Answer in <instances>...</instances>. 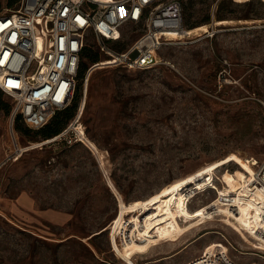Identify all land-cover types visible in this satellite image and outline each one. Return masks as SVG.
<instances>
[{
  "label": "rangeland",
  "instance_id": "374dc122",
  "mask_svg": "<svg viewBox=\"0 0 264 264\" xmlns=\"http://www.w3.org/2000/svg\"><path fill=\"white\" fill-rule=\"evenodd\" d=\"M183 6L185 27L255 21L177 38L146 69L107 66L90 33L101 60L82 59V141L18 127L0 90V264H181L215 241L264 264V0ZM135 36L126 26L112 46Z\"/></svg>",
  "mask_w": 264,
  "mask_h": 264
},
{
  "label": "built area",
  "instance_id": "2783aa9c",
  "mask_svg": "<svg viewBox=\"0 0 264 264\" xmlns=\"http://www.w3.org/2000/svg\"><path fill=\"white\" fill-rule=\"evenodd\" d=\"M126 26L135 38L124 49L112 46ZM184 31L183 0H20L0 14V88L13 99L12 120L20 115L27 126L40 128L72 104L90 33L107 60L117 61L107 66L146 69L157 65L160 50ZM81 110L55 137L72 131L74 140L82 141ZM256 175L264 189V159ZM255 262H240L225 246L214 245L181 264Z\"/></svg>",
  "mask_w": 264,
  "mask_h": 264
},
{
  "label": "trees",
  "instance_id": "16d2710c",
  "mask_svg": "<svg viewBox=\"0 0 264 264\" xmlns=\"http://www.w3.org/2000/svg\"><path fill=\"white\" fill-rule=\"evenodd\" d=\"M15 1H18V0H11L10 3H13ZM87 49H88V45H86L84 48L83 57H84V55L88 54L89 57L91 58V60H93V63L101 60V59H99L97 52L89 53V51ZM121 49H124V48H121ZM89 67L87 65L83 66V62H82V66H81V70H80V77H82V79H83V76L85 78L86 72L88 71ZM0 90H1V88H0ZM1 91H3V90H1ZM0 105L7 112H10L12 110V104L9 101H4L0 98ZM76 108H77V102H74L72 105L70 104V105L66 106L65 108L58 110L56 112V114L52 117V119L47 124H45L44 126H42L40 128H36V129H38V131L45 138H49V137H52V136L60 133L69 124V122L72 120V118L75 116ZM20 120L23 121L21 116L17 115L15 118V121L18 123L17 124L18 127L20 126V123L18 122ZM29 128L35 129V128H31V127H29Z\"/></svg>",
  "mask_w": 264,
  "mask_h": 264
},
{
  "label": "bare ground",
  "instance_id": "6f19581e",
  "mask_svg": "<svg viewBox=\"0 0 264 264\" xmlns=\"http://www.w3.org/2000/svg\"><path fill=\"white\" fill-rule=\"evenodd\" d=\"M253 21H255V20L254 19L221 18V19H215L213 22L203 23V24H200V25H197V26H194V27H185V31L183 32L182 35H180L181 33H179V34L171 33L169 35H172V36H179L180 35L181 36V37H177V38H183L185 36H195L196 37L198 35H201V34H203L205 32H208L209 30H211V27L212 26L215 27V26H218V25H229V24H233V23H236V22H253ZM91 72H92V69L90 70V73ZM84 133H86V129L82 126L81 127V131H80L81 140H83V138H84ZM49 139L54 140V138H49ZM253 180H255V182L257 183V185L259 187H261V184L258 181L256 172L253 175ZM261 188L264 191L263 187H261ZM255 194L257 196L255 198L257 201H263L264 200V197H262L259 194L258 191H256ZM214 245H217V246H225L226 248H228V246L225 243H223L222 241H215V242L209 244L208 246L210 248V247H212ZM120 257L123 258L129 264H139L136 260H134L133 258H131L126 253H122ZM255 263L257 264V262H255ZM141 264H146V262H143Z\"/></svg>",
  "mask_w": 264,
  "mask_h": 264
},
{
  "label": "crops",
  "instance_id": "0c3cea01",
  "mask_svg": "<svg viewBox=\"0 0 264 264\" xmlns=\"http://www.w3.org/2000/svg\"><path fill=\"white\" fill-rule=\"evenodd\" d=\"M164 256H169V255H163V256H161V257H164Z\"/></svg>",
  "mask_w": 264,
  "mask_h": 264
}]
</instances>
